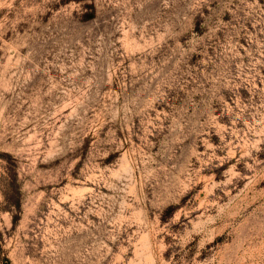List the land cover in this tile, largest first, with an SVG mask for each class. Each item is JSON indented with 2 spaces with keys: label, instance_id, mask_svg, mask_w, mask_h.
I'll list each match as a JSON object with an SVG mask.
<instances>
[{
  "label": "rangeland",
  "instance_id": "374dc122",
  "mask_svg": "<svg viewBox=\"0 0 264 264\" xmlns=\"http://www.w3.org/2000/svg\"><path fill=\"white\" fill-rule=\"evenodd\" d=\"M0 264H264V0H0Z\"/></svg>",
  "mask_w": 264,
  "mask_h": 264
}]
</instances>
